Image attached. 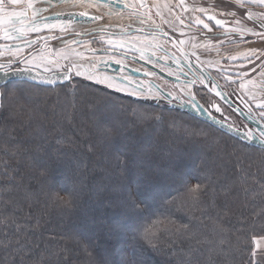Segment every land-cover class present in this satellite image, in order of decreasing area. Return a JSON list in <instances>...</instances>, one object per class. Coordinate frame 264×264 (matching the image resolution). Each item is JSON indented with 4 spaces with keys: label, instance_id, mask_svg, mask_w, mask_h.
<instances>
[{
    "label": "trees",
    "instance_id": "trees-1",
    "mask_svg": "<svg viewBox=\"0 0 264 264\" xmlns=\"http://www.w3.org/2000/svg\"><path fill=\"white\" fill-rule=\"evenodd\" d=\"M11 83L19 99L9 103L5 93L0 107V264H189V254L190 264H205L209 245L187 235H161L159 250L138 235L154 220L167 224L164 217L189 222L167 203L183 199L177 169L188 185L208 184L207 210L196 211L191 223L201 241H212L214 264H250L249 228L264 223L257 216L264 213V186L257 183L264 151L179 108L81 77L54 87ZM134 110L162 119L145 122ZM103 127L113 130L110 138ZM53 184L77 189L78 205L51 203ZM129 192L143 202L139 215Z\"/></svg>",
    "mask_w": 264,
    "mask_h": 264
},
{
    "label": "flooded vegetation",
    "instance_id": "flooded-vegetation-1",
    "mask_svg": "<svg viewBox=\"0 0 264 264\" xmlns=\"http://www.w3.org/2000/svg\"><path fill=\"white\" fill-rule=\"evenodd\" d=\"M222 1L227 3L222 4ZM45 2L47 1L45 0ZM127 2L138 7L141 0H127ZM142 2L147 7L140 8V12L150 14L151 20L148 19V15L143 17L130 16V13L136 11L133 8L125 9L121 16H110L107 14L106 8L100 7L102 8L101 14L104 13L106 17H111V20L115 21H107V18L103 16V19L99 20V24L95 25V21L89 22L86 26L93 23L96 28L86 31L83 36H75L72 32L63 34L58 31L54 33L55 36L52 33H47L44 35L45 38L48 36L55 37L47 40L48 47L54 48L60 41H65L70 37L85 39L89 36L91 37L89 47L84 48V51L89 54L91 49H109L110 46L101 41L100 36L104 37L105 40L110 37L115 38V36H127L129 39L123 48H112L115 53L96 54L98 55L97 60L101 61L100 69L102 72L118 77H130L132 80H136L133 81V86L138 85L143 91L148 92L150 90L155 93L159 91L166 97L159 100L161 103L163 101V103L176 108L188 106L197 110L202 109L209 115L211 114L228 124H240L242 121L247 123L248 121L243 116H247L249 108L257 114L258 118L261 109H258L256 104L264 101V40L251 34H245L241 39L238 34L231 31L236 26L233 23L234 21H240L242 26L254 29L257 32L264 31L254 21L247 19L245 13L249 11V8H240L234 0H183V4L189 8V11L184 12L182 7L177 6L180 0H142ZM192 2L199 4H190ZM229 3L233 6H230ZM153 5L159 7H153ZM165 5H168V10L171 9L169 11L170 15L163 13L166 8ZM221 5H226L227 8H222ZM22 6V4L9 5L8 8L9 10L20 11ZM199 7L206 9V11L200 13L193 10ZM44 8L47 9V7ZM158 10L161 12L159 16L156 15ZM78 11H82V9L74 7L67 9V12ZM251 11L260 13L264 12V8L251 6ZM90 13L97 15V12ZM228 13H235V15H229ZM209 15L224 22V27H217L215 20H208ZM44 16L48 15L45 13ZM177 16L184 21L183 24L180 23ZM197 17L208 23L213 31L209 32L202 25H196L195 19ZM141 18L145 20L143 25L139 23ZM61 19H65V16H62ZM105 25L109 29L101 31ZM156 26H159V29ZM122 27L128 28L127 33L121 32ZM176 27H180L189 33L181 35L182 31L178 32ZM134 29H143V32H130ZM153 32H167L168 36L157 34L156 40L151 44L144 42L145 38L151 40ZM181 39L186 41L183 46L177 44L174 47L171 43L173 40L179 41ZM83 42L73 43L72 46ZM192 43L197 44V47L192 48ZM156 44L162 47L157 48ZM132 45H135V47H132ZM201 45H207V47ZM142 46L148 49L143 59L140 58V53L136 51V48ZM181 47L185 53L184 55L181 54ZM33 49L32 51H34ZM153 51H155V55H152ZM193 52H195V55H192ZM208 55L221 57L222 62L207 61L206 56ZM231 57L237 58L230 59ZM114 59L122 60V66L114 63ZM141 61L154 65L175 79L162 76ZM66 63L61 61L62 67L60 69L50 71H64L63 65ZM20 65L14 64L13 68ZM145 73H148V75H145ZM73 76L75 75L72 74L71 78ZM201 78H203L204 84L200 83ZM213 81L219 85V88L215 91H209ZM247 81H252V83L248 84ZM242 82L246 83L245 89L240 88ZM205 85L209 87H205ZM169 91L173 92L176 99L167 96ZM217 92L225 95H217ZM192 95H195V101H191ZM138 96L159 102L153 99L152 96ZM250 97L252 98L250 99ZM169 100H171V103H169ZM213 104L218 106L221 111L216 112L215 108L211 107ZM253 127L255 128L254 125Z\"/></svg>",
    "mask_w": 264,
    "mask_h": 264
},
{
    "label": "snow or ice",
    "instance_id": "snow-or-ice-1",
    "mask_svg": "<svg viewBox=\"0 0 264 264\" xmlns=\"http://www.w3.org/2000/svg\"><path fill=\"white\" fill-rule=\"evenodd\" d=\"M49 3H52L53 0H48ZM58 3L67 4L74 8H82L84 10L78 12H68V13H55L52 17H45L39 15L40 9L34 6L33 0H0V39L5 41H18L20 44H24L26 46H31L38 42L41 43L42 51H40L37 56L28 58V59H17L20 56V53L23 49L17 44L13 47L10 44H5L3 47L9 54L10 58L7 62L0 64V71L3 72V75L0 76V107H3V100L5 99V93H7V98L9 103H14L17 99H19L18 93L16 89L19 87L16 84L11 83L10 77H15L18 73L22 72H29V68H19L16 67L13 70L14 64H25L31 65L35 67H40L44 65V71H49L47 65H54L57 69L62 67L61 61L67 62L63 65L64 71L61 75V79L65 81H69L72 74L77 77H83L87 81H91L96 85H101L105 89L114 90L115 92H123L127 93L131 96H145L146 93L140 89V87L133 86V81L130 77L124 76H113L106 74L101 71L100 63L101 61L97 60L96 58L88 59L86 63H82L81 61L85 60L84 54L81 52H76L75 50L65 51L63 49H51L48 47L47 40L54 39L53 36H48L45 38L44 36H38L37 39L29 40L28 37L31 33H40L43 30H47L52 32L53 30H58L60 33L68 34L72 32L75 36H83L85 32H76L73 28L74 24H86L92 21H98L103 19V14L101 15H94L88 11V9H96L99 11L100 7H104L107 9V14L110 16H121L125 9L133 8L136 11L130 13V16H139L143 17L148 15V19L151 20V15L148 13L140 12V8L147 7L143 4L142 0L139 6L135 4H129L127 0H57ZM234 2L240 7L245 8L248 7L249 11L245 13L248 20L254 21L261 29H264V12L254 13L251 11V6H258L264 8V0H234ZM22 4V9L20 11H13L9 10V5H17ZM178 7H182L184 12L189 11L188 6L183 4V0L177 4ZM153 7H159L158 5H153ZM167 8L168 5H165ZM47 10V9H45ZM196 12L203 13L206 11L204 8H194ZM171 11V9H169ZM30 13V15H29ZM229 15H235V13H228ZM67 16L69 19H61L62 16ZM156 15H161V12L158 10ZM177 19L180 20V23H184V21L177 16ZM208 20H215V25L217 27H224V22L220 19H215L214 16L209 15L207 17ZM139 23L143 25L145 20L143 18L139 19ZM155 22L153 21V24ZM236 26L231 29L233 33H236L242 39L245 34H251L258 36L260 38H264V31L257 32L254 29H249L246 26H242L240 21L233 22ZM196 25H202L204 29H207L209 32H212L213 29L206 23L203 19L197 17L195 19ZM108 26L105 25L104 28ZM130 27V26H129ZM159 29V26H156ZM104 28L101 31H104ZM121 32L127 33L128 28L122 27ZM143 29H137V31H142ZM157 34L163 35L165 37L168 36L167 32H153L151 40L145 38L146 43L151 44L153 41L156 40ZM183 35V33H181ZM101 41L107 43L110 47L108 51H111L112 48H123L128 41L127 36H115V38H108L107 40L104 37H100ZM78 43L75 39L71 41H66V47L70 44ZM174 47L179 44L183 46L186 41L181 39L179 41H171ZM192 48H196L197 44L192 43ZM202 47H207V45H201ZM84 47H88L87 44ZM135 47V45H132ZM157 48L162 47L159 44H156ZM95 51V50H92ZM136 51L140 53V58L143 59L145 53L148 51L146 47H139L136 48ZM181 54L184 55L183 48H180ZM3 53L0 52V55ZM152 55H155V51L152 52ZM195 55V52L192 53ZM72 57H76L73 59ZM237 57H231L230 59H236ZM199 59V57H197ZM114 63L122 66V60L114 59ZM148 75V73H145ZM32 79H41L45 83L48 84H55L56 81L52 80L46 76H33ZM194 83V81H193ZM201 84H204L203 78L200 80ZM248 84L252 83V81H247ZM205 87H209L205 85ZM219 88V85L214 81L211 82V86L209 87V91H215ZM241 89L246 88V83L242 82L240 84ZM77 89V85L72 84L71 91L75 92ZM217 95H225L224 93L217 92ZM168 97H172V99H176V96L173 94L172 91L167 93ZM153 99L157 101L163 100L166 97L162 95L159 91L152 95ZM252 97H250L251 99ZM195 95L191 96V101H195ZM171 103V100H169ZM196 106L195 104L193 105ZM201 107H203L201 105ZM211 107L215 108L216 112H220V108L215 104L211 105ZM258 109L261 111L257 114L249 108L248 114L246 116V122H241L240 124H228L227 129L229 134H233L242 144H251L258 147L261 151H264V101H261L256 104ZM235 111V109H234ZM134 115L137 116V119L147 121H160L162 119V115L159 113H149L147 111L143 113L136 112L134 110ZM210 119L213 123L219 124L222 128L225 126L223 121L217 120L215 116L210 114ZM227 119V117H225ZM98 126L103 125V121H98ZM253 125L256 127L254 128ZM103 131L107 137H111L113 130L109 127H103ZM42 175H46V173H42ZM174 178L177 182L185 185V192L182 194V201L178 199H174L173 201H169V204H175L178 210L184 211L186 218L189 220L188 223L183 221L173 220L169 217H164L165 220L168 221L167 224H164L163 221L157 219L152 222L151 225L148 227H142L138 230V235L141 240H143L149 247L153 250H159L158 241L160 236L163 234H170L173 231L177 235H187L189 240H195L197 243H205L209 245L207 249V256L205 259V264H214V256L218 255L217 251L211 247L212 241L205 237L203 241L200 240L199 235L193 229L191 220L194 217L196 211H200L203 215L206 212V207L204 206L203 196L208 190L207 182H198L196 184L188 185L187 178H185L182 173L177 169L174 172ZM207 181V178H205ZM257 183H260L264 186V177H261ZM51 196V203L56 204L61 208H75L78 205L80 199V192L73 188V187H66L57 189L55 185L50 186L49 194ZM63 194V195H58ZM128 200H129V207L133 210V213L139 215L143 212L141 208L142 201L138 202L135 194L132 192L128 193ZM191 213L192 215H189ZM260 215H264V213L257 214L259 217ZM174 225L175 227H171ZM259 227V231L257 228ZM217 232H222V226H217L214 230ZM249 232L251 234V244L253 245L250 253V264H260V261L256 259L259 255L264 257V223H261L257 226L253 223L250 228ZM241 243L245 244V247L242 251H247V243L246 241H241ZM176 242L173 241L169 244V248L173 252L176 253L177 248L175 247ZM8 245H4L7 248ZM179 251L184 253V249L180 248ZM195 250L193 249L192 252ZM91 255V253H89ZM24 256H21L23 259ZM189 264L191 262V255L189 254L187 257Z\"/></svg>",
    "mask_w": 264,
    "mask_h": 264
},
{
    "label": "rangeland",
    "instance_id": "rangeland-1",
    "mask_svg": "<svg viewBox=\"0 0 264 264\" xmlns=\"http://www.w3.org/2000/svg\"><path fill=\"white\" fill-rule=\"evenodd\" d=\"M46 1H48V0H46ZM193 1H195V0H193ZM58 2H57V0H53V2L51 3V5H53V4H57ZM227 2L226 1H222V4H226ZM190 4H193V5H195V4H199V3H196V2H192V3H190ZM63 5V4H62ZM229 5L230 6H233L232 4H230L229 3ZM69 7H72V6H70V5H67V4H65L64 6H60V7H58V8H56V12L58 13V12H62V13H68L67 12V9L69 8ZM221 7L222 8H227V6L226 5H221ZM199 8H201V7H199ZM44 9V8H43ZM82 9V8H81ZM105 9V8H104ZM50 10V9H49ZM53 10H55V9H53ZM82 10H84V9H82ZM15 11H19V10H15ZM88 11H90V12H97V15H98V13H99V15H101V11H102V8H100L99 9V11H97L96 9H88ZM164 12V14H166V15H170L169 14V10L167 9V8H165V10H163ZM190 11H193V10H190ZM46 13V12H45ZM45 13H42L43 15L45 14ZM51 14H55V13H49V14H47V15H51ZM103 16H105V14L103 13ZM106 17V16H105ZM107 18V21L109 20V21H115V20H111L112 18L111 17H106ZM65 19H69V17H67L66 15H65ZM100 23V21L98 20V21H95L94 22V24L96 25V24H99ZM84 25V26H83ZM87 25V23L86 24H74L73 25V28H74V30H77V31H79V32H86V31H88V30H90V29H94V28H96V27H94L93 26V23H91L89 26H86ZM104 27V26H103ZM110 28H112V27H110ZM104 29H109V28H104ZM176 29H178L177 31L179 32V31H182L181 33H183V34H186V33H189L188 31H185V30H182L180 27H176ZM55 32H58V30H53L52 32H49V31H47V30H43L42 32H40V33H31L30 35H29V37H28V39H30V40H32V39H37V37L38 36H44V35H46L47 33H49V34H53L54 36H55ZM101 37V36H100ZM132 38H134V37H132ZM73 39H75L77 42H82V41H84L83 43H80L79 45H73L72 46V44H70V45H68L67 47H66V44H65V42L66 41H71V40H73ZM90 40H91V37H85V39H80V38H76V37H74V38H69V39H67V40H65V41H60L59 42V44L58 45H60V46H58V45H55V47L54 48H51V49H63V50H65V51H70V50H75L76 52H81V53H83L84 54V57H85V60L82 62V63H86L87 62V60L88 59H91V58H98V55H96V54H91V53H89V54H87L85 51H84V48H87V47H84V45L85 44H87L88 45V47H89V42H90ZM262 40H264V38H262ZM58 42V41H57ZM41 43L42 42H38V43H36V44H33V45H31V46H26V45H24V44H20L18 41H5V40H3V39H0V46H3V45H5V44H10V45H12L13 47H15L17 44H19V46L23 49V51L20 53V56L18 57L19 59H28V58H31V57H34V56H37V54L40 52V51H42V48H41ZM263 44H264V42H263ZM32 48H34L33 50L34 51H32ZM82 49H83V51H82ZM0 52H2L3 54L2 55H0V64H3V63H5L6 61H8V59L10 58V56H9V54H8V52L3 48V47H0ZM207 58L206 59H208L207 61H215V62H219V63H221L222 62V60H221V57L220 58H218L216 55H208V56H206ZM17 58V59H18ZM73 59H76V57H72ZM205 60V59H204ZM65 62V61H64ZM66 63V62H65ZM22 66H31V65H25V64H21ZM20 65V66H21ZM31 67H35V66H31ZM47 67L49 68V71L50 70H57V68L54 66V65H47ZM36 69H38V70H41V71H44V65H41L40 67H35ZM81 78H83V77H81ZM132 81H136V80H132ZM145 93H146V95L144 96V97H148V96H152L153 94H155V92H152V91H148V92H146V91H144ZM138 96V95H137ZM152 102H153V100H152ZM159 102H161V101H159ZM162 103H163V101H162Z\"/></svg>",
    "mask_w": 264,
    "mask_h": 264
},
{
    "label": "water",
    "instance_id": "water-1",
    "mask_svg": "<svg viewBox=\"0 0 264 264\" xmlns=\"http://www.w3.org/2000/svg\"><path fill=\"white\" fill-rule=\"evenodd\" d=\"M53 15H48V16H45V17H52ZM252 21V20H251ZM130 32H138V33H141L143 31H137V29H134V30H131ZM92 50H95V51H92ZM90 53H94V54H103V53H115V51H108V50H103V49H91L89 51ZM142 62V61H141ZM144 63L145 65H147V67H149L150 69L154 70L155 72L161 74L162 76L166 77V78H170V79H175L174 77H171L169 75H167L164 71L160 70L159 68L155 67L154 65L148 63V62H142ZM16 67L13 68V70L15 69ZM19 68H29L30 71L29 72H22V73H18L15 77H10V81L11 82H14V81H25L27 83H32V84H35V85H39V86H43V87H54L56 85H61V84H64L66 82H69V81H65V80H62L61 79V75L63 73V71H41V70H38L34 67H31V66H19ZM37 74H39V76H46L52 80H55L56 83L55 84H48V83H45L43 80L37 78V79H32L31 77L33 76H37ZM3 75V72L0 71V76ZM180 110L182 111H186L188 113H190L191 115L195 116L196 118L202 120V121H205L207 123H209L210 125L216 127L217 129H219L220 131L222 132H225L227 133L228 135L236 138L233 134H229L228 132V129H227V125L228 123L223 121L224 123V127L222 128L219 124H215L212 122V120L210 119V115L205 111V110H197V109H193V108H190V107H186V106H183V107H178ZM246 120V116H243ZM217 120H220L218 118H216ZM255 126V125H254ZM256 127V126H255ZM237 139V138H236ZM251 145V144H249Z\"/></svg>",
    "mask_w": 264,
    "mask_h": 264
},
{
    "label": "crops",
    "instance_id": "crops-1",
    "mask_svg": "<svg viewBox=\"0 0 264 264\" xmlns=\"http://www.w3.org/2000/svg\"><path fill=\"white\" fill-rule=\"evenodd\" d=\"M48 2V1H47ZM47 2H45V0H35L34 1V6L36 7V8H38V7H40L39 9H40V13H39V15H42V16H44L42 13H45L46 12V14H49V13H51V12H53V13H57L56 11V8H58V7H60V6H63L62 5V3H57V4H53V5H51V3H47ZM49 4H50V6H49ZM44 7H47V11L45 10V8ZM44 8V9H43ZM48 9H50V10H48ZM53 9H55V10H53ZM79 9H81V8H79ZM256 259L257 260H259L260 261V264H264V257H261V256H257L256 257Z\"/></svg>",
    "mask_w": 264,
    "mask_h": 264
},
{
    "label": "clouds",
    "instance_id": "clouds-1",
    "mask_svg": "<svg viewBox=\"0 0 264 264\" xmlns=\"http://www.w3.org/2000/svg\"><path fill=\"white\" fill-rule=\"evenodd\" d=\"M49 195H50V197L52 196V194H51V193H50ZM58 195H63V194H58Z\"/></svg>",
    "mask_w": 264,
    "mask_h": 264
}]
</instances>
